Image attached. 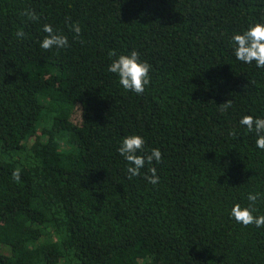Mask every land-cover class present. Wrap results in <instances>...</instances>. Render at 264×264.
I'll return each mask as SVG.
<instances>
[{
    "label": "trees",
    "instance_id": "trees-1",
    "mask_svg": "<svg viewBox=\"0 0 264 264\" xmlns=\"http://www.w3.org/2000/svg\"><path fill=\"white\" fill-rule=\"evenodd\" d=\"M256 23L264 0H0V264H264V227L231 216L257 192L264 215V150L240 124L264 118V68L232 39ZM45 24L68 46L42 49ZM133 50L142 94L107 71ZM132 134L162 159L129 179Z\"/></svg>",
    "mask_w": 264,
    "mask_h": 264
},
{
    "label": "clouds",
    "instance_id": "clouds-1",
    "mask_svg": "<svg viewBox=\"0 0 264 264\" xmlns=\"http://www.w3.org/2000/svg\"><path fill=\"white\" fill-rule=\"evenodd\" d=\"M25 14L32 20L39 19L33 11H27ZM71 30L79 36L81 33L79 23L73 24ZM43 31L46 35L40 44L42 49L48 50L54 47L60 49L68 46L67 37L55 31L51 25L45 24ZM16 36L22 38L24 32L17 30ZM232 39L235 45V56L238 60L247 64H252L255 61L257 67L264 68V23L250 25L242 33L235 34ZM109 56H116V53L110 52ZM138 57L139 54L135 50L128 55L121 54L112 60L107 71L119 76V83L125 90L142 94L145 86L150 84L149 69L151 66L147 61H140ZM230 107H232L231 99L221 103V111H227ZM240 124L245 126L247 131H254L257 134L256 146L264 150V118L244 115L240 120ZM231 134L235 135V131ZM144 145L145 140L141 135L132 134L123 139L118 149L120 155L128 162L127 173L129 179L139 176L140 170L144 168L146 163L151 165L153 160L159 163L162 159L159 148H152L150 153L138 154L143 153ZM149 171L151 175L146 176V179L153 185L157 184L160 179L157 175V169L150 167ZM12 177L15 182L19 183L21 169H15L12 172ZM260 196L261 194L258 192L249 193L247 197L249 204L243 207L239 203L235 204L231 209V216L244 226L254 224L256 227H264V215H254L256 212L254 205Z\"/></svg>",
    "mask_w": 264,
    "mask_h": 264
},
{
    "label": "rangeland",
    "instance_id": "rangeland-1",
    "mask_svg": "<svg viewBox=\"0 0 264 264\" xmlns=\"http://www.w3.org/2000/svg\"><path fill=\"white\" fill-rule=\"evenodd\" d=\"M71 119L74 122H78V120H79V111H78V109L73 110V113L71 114Z\"/></svg>",
    "mask_w": 264,
    "mask_h": 264
}]
</instances>
